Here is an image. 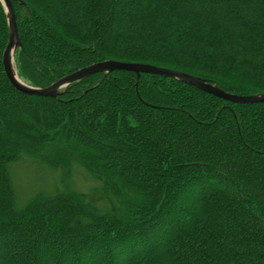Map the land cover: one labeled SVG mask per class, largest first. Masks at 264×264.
I'll list each match as a JSON object with an SVG mask.
<instances>
[{
  "label": "trees",
  "instance_id": "obj_1",
  "mask_svg": "<svg viewBox=\"0 0 264 264\" xmlns=\"http://www.w3.org/2000/svg\"><path fill=\"white\" fill-rule=\"evenodd\" d=\"M11 4L31 87L112 60L264 94V0ZM8 37L0 3V264H264V103L127 71L25 95L3 70ZM22 164L49 184L25 200Z\"/></svg>",
  "mask_w": 264,
  "mask_h": 264
},
{
  "label": "water",
  "instance_id": "obj_2",
  "mask_svg": "<svg viewBox=\"0 0 264 264\" xmlns=\"http://www.w3.org/2000/svg\"><path fill=\"white\" fill-rule=\"evenodd\" d=\"M0 3L4 9L9 37L7 45L2 55V65L4 73L11 83V85L19 92L25 95L56 98L61 90H64L69 85L79 82L94 74L107 75L114 71H127L136 75V81L139 79L140 74L157 75L166 78L175 79L183 84L191 86L203 93L212 95L216 98L225 100L230 103L236 104H252V103H264V94L251 95V96H237L230 93H226L218 89L215 85L206 82L205 80L195 77L183 72L156 67L153 65L143 63H125L112 60H106L98 63L88 65L82 69H79L71 74H68L59 80L55 81L51 85L45 88H34L22 81L15 72L13 65V58L15 50L20 47L19 39L17 36L16 22L13 13L11 0H0Z\"/></svg>",
  "mask_w": 264,
  "mask_h": 264
},
{
  "label": "rangeland",
  "instance_id": "obj_3",
  "mask_svg": "<svg viewBox=\"0 0 264 264\" xmlns=\"http://www.w3.org/2000/svg\"><path fill=\"white\" fill-rule=\"evenodd\" d=\"M22 164L17 168L14 185L20 197V200H25L30 197L35 191L41 188H48L49 184L46 182L47 176L44 171ZM74 184L81 189L88 186V182L84 180L83 175L77 174L74 179Z\"/></svg>",
  "mask_w": 264,
  "mask_h": 264
}]
</instances>
